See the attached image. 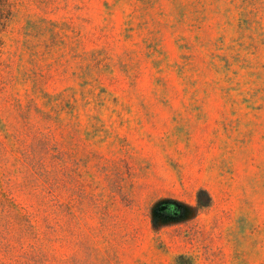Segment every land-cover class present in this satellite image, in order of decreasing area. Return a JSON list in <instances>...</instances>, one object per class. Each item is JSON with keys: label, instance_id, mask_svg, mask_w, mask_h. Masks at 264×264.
Returning a JSON list of instances; mask_svg holds the SVG:
<instances>
[{"label": "rangeland", "instance_id": "obj_1", "mask_svg": "<svg viewBox=\"0 0 264 264\" xmlns=\"http://www.w3.org/2000/svg\"><path fill=\"white\" fill-rule=\"evenodd\" d=\"M11 1L0 261L264 264V0Z\"/></svg>", "mask_w": 264, "mask_h": 264}, {"label": "trees", "instance_id": "obj_2", "mask_svg": "<svg viewBox=\"0 0 264 264\" xmlns=\"http://www.w3.org/2000/svg\"><path fill=\"white\" fill-rule=\"evenodd\" d=\"M15 14V4L11 0H0V33L7 30L9 23L12 21ZM63 94H59L57 96H53L50 94H47V102L41 103L39 100V97L36 96H29L22 106V110L24 112L22 113V117L28 115L31 112H34L36 114V117L39 119V122L37 125H39L41 122L48 124L47 127V133L44 135L45 138H39L35 136L36 141L33 142L31 145L27 147L26 155L27 158L30 159L32 163V169L34 171L33 175H40L43 174L49 175V171L44 170L43 172H38L39 169L42 168V165L40 163V158L37 156L38 148L40 146H44L46 144H50V136L54 139V134L56 132V128H62L64 126V120L61 118V114L64 109H62V102L65 101L63 99ZM62 98V99H61ZM61 101V102H59ZM59 102V103H58ZM77 101H75L76 103ZM21 106V104H20ZM72 109L74 110L76 107L74 104L71 105ZM34 125L33 127H35ZM37 134H42V131H37ZM49 140H47V139ZM7 202L8 205H3L4 210L6 211H12V209H19L22 208L21 204L16 203L17 200L14 199V197L7 196ZM10 203V205H9ZM21 205V206H20ZM0 264H11L1 262Z\"/></svg>", "mask_w": 264, "mask_h": 264}]
</instances>
